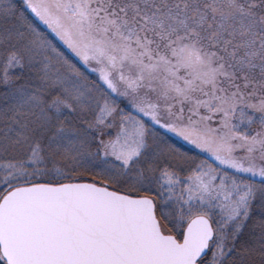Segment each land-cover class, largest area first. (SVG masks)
<instances>
[{"label": "snow or ice", "instance_id": "obj_1", "mask_svg": "<svg viewBox=\"0 0 264 264\" xmlns=\"http://www.w3.org/2000/svg\"><path fill=\"white\" fill-rule=\"evenodd\" d=\"M0 264H264V0H0Z\"/></svg>", "mask_w": 264, "mask_h": 264}]
</instances>
